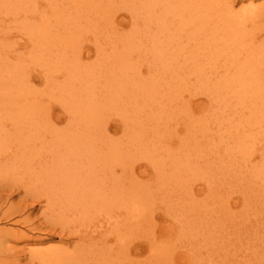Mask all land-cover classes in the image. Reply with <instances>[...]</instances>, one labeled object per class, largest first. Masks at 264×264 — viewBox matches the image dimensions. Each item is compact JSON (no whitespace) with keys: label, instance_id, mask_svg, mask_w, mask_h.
I'll return each instance as SVG.
<instances>
[{"label":"bare ground","instance_id":"6f19581e","mask_svg":"<svg viewBox=\"0 0 264 264\" xmlns=\"http://www.w3.org/2000/svg\"><path fill=\"white\" fill-rule=\"evenodd\" d=\"M171 1L182 2V7L172 8V19L177 15L176 17L181 20L184 14H190L192 31L198 35L202 34L207 41L205 48L208 57L197 58L198 55L205 56V48L202 51H195L190 68H194L197 74L196 80L205 82L199 88L209 99L211 107H217L219 101H222L217 98V93L220 91L225 95L224 100L228 104L230 102L234 104V101L242 104L241 102L247 100L250 93L253 101L255 98L252 94L264 92V85L258 83L262 82L261 79L264 77L263 1L259 0V3L254 4V0H247L249 3L246 6L236 7L239 9H235L234 0ZM242 1L235 0V3ZM139 2V4L131 2L128 8L133 11L142 10L145 14H149V17H152L155 10L160 9L161 6L160 0H139ZM110 6L109 4L101 8L106 10L104 16H108ZM76 8L80 11V16H90L91 13L97 12V6L90 0L80 2L79 0H0V187L2 184L7 185L8 188L10 187L8 190L14 193L12 189L19 187L5 184L1 180L12 178L11 180L18 181L19 178L15 175L27 176L21 179H34L43 184L36 201L43 202L45 206L42 212L45 216L44 221L40 223L29 218L32 215H30L31 210H28L33 207V202L27 203L23 199L24 201L18 204L8 203L4 211L0 208V221L2 218L14 215L18 217L14 222L23 226V229H17L19 225L15 228L0 227V264H21L27 258L39 264H127L126 259L131 253L142 252L141 246L135 248L128 243L126 234L129 224L123 220L119 222L116 212L131 210L135 216L142 214L143 217L145 211L143 197H147L149 193L143 189L138 191V196H135L132 186L121 188L119 177L112 176L116 174V164L121 163L118 154L120 147L109 136L106 137L109 124L101 117L100 103L109 105L115 101H122V104L126 105L142 103L147 107L144 118L148 124L151 123V126L148 128L147 124L145 127L146 124L143 122L137 129L132 126L135 129L130 133L129 143L136 149H142L144 152L147 149L150 152L149 162L158 174L164 170L159 159L161 155H166L164 151L175 147L180 152L192 151L195 144L196 151L201 152L205 143H211L208 140L201 143V139L196 140L187 131L178 132V139L172 134L177 131L172 109L177 98L172 88L175 87V81L182 67L169 61L171 56L161 55L159 52L158 58L161 61V64H158L159 68H156L154 75L149 74V71L148 74L152 77L140 83L142 79H138V76L135 81L133 80L132 69H135L136 65L133 66L131 61L129 63L133 46L120 39L121 46L117 43H106L112 48L102 52V46L100 47L102 43L96 36L94 44L97 47L98 63L94 64L97 70L91 71L89 75L100 77L102 72L100 64L106 61L107 66L111 68L110 64H112L114 68V77H107L106 80L110 82L116 80V86L106 88L108 95H97L93 89H87L85 86L87 74L68 71L67 53L69 42H73V38L67 35V27L71 20L68 11L71 15L70 11L76 12ZM159 12L155 14L161 19L164 18L166 13ZM131 16L134 20L138 17L137 14ZM144 44L138 43L139 46ZM158 44L160 46V43H152V41L149 43L155 49L152 50L153 52L157 51ZM77 47L79 46L73 48ZM119 47L120 49L124 47L122 48L124 50L116 51ZM77 52L78 56L86 54L81 49ZM170 54L172 55L173 52L170 51ZM255 54H260V58L258 56V59H254ZM203 61L208 64L210 70L205 68L206 65L203 67ZM35 66L39 67V72L35 73L36 77H39V81L43 84L40 94H37L32 84L34 76L31 67ZM169 69H172L175 78H169L168 81L161 80L162 77H168L166 75ZM85 72L89 71L85 70ZM143 78L145 80V77ZM105 87L107 85L102 84L101 88ZM263 95L261 98H264ZM52 99L59 107V112L56 114L53 112ZM256 100L253 101V106H256ZM184 106L186 107L187 104ZM184 106L183 111H186L187 108ZM243 106L242 112L247 110ZM235 111V114L232 113L227 119V125L232 124V120L237 117L240 110ZM69 113L73 119L65 126H59ZM246 114H243V122L249 119ZM251 114L253 115L250 112ZM263 115L260 112L259 116L264 118ZM127 118L128 116H124L122 120L124 127L127 125ZM240 125L239 127L242 128L243 125ZM230 130L227 132H232ZM160 131L165 132L164 138L158 135ZM196 136L199 137L200 132ZM253 136L251 135V138ZM245 141L248 143L247 139ZM168 165L170 171L179 175L186 161L183 167L180 159ZM206 172L203 171L201 174ZM256 176L258 177L259 174ZM260 178L264 181V178L261 176ZM175 182L178 180L176 179ZM18 185L23 187L21 189L24 194L29 195L28 185L22 183ZM5 196L0 200V206L1 202L5 204L8 201L9 194ZM180 215L179 213V220L185 219L186 214L182 213L184 217ZM62 225L66 228L63 229ZM42 226L43 229L53 232L58 227L59 232L66 233V236L59 239H65L72 248L69 250L57 246L29 248L28 246L31 245L41 246L44 242L42 240L44 238L33 236L34 231H39L38 228L42 229Z\"/></svg>","mask_w":264,"mask_h":264},{"label":"rangeland","instance_id":"374dc122","mask_svg":"<svg viewBox=\"0 0 264 264\" xmlns=\"http://www.w3.org/2000/svg\"><path fill=\"white\" fill-rule=\"evenodd\" d=\"M90 1L97 6V12L91 13L90 16H80V11L77 8L76 12L70 11L72 12L71 15L68 11L71 20L67 27V35L73 38V42H69L67 53L68 71L75 74H87L88 79L85 81V86L87 89H93L97 95H108L106 88L116 86V80L111 82L106 80L107 77H114L113 65L110 64L112 66L110 68L105 64L106 61L100 64L102 71L100 77L89 75L91 71L97 70L98 55L97 47L94 44L96 36L102 43L100 45L103 49L102 52L109 51L112 48L111 43L119 45L120 39H124L125 43L133 46L129 63L131 61L133 66L134 64L136 65V68L132 69L134 71L133 80L142 79L140 83L147 81L148 78L150 79L151 75H154L156 68H159L158 64H161L158 58L159 52L161 55L171 56L172 58L169 61L182 67L181 73H179V77L175 81V87L172 88L177 98L176 103L174 100L175 104L172 107L177 131L172 132V134L175 139H178V132L187 131L196 140L201 139V143L207 140L211 142L210 144L205 143L207 146L204 144L201 152L196 151L195 144L192 147V151L180 152L177 147L169 150L164 149L166 150L164 151L166 155L159 157L164 170L161 174H158L155 167L149 162L148 155L150 152L147 149L145 152L142 149H136L129 143L130 133L135 129L132 126L137 129L141 122L146 124L145 127L147 126L148 123L145 119L147 107L142 103L139 105L128 103L126 105L122 104V101H115L109 105L104 102L99 104L102 108L100 111L101 117L104 118V122L109 124V132L106 137L109 136L120 147L118 154L121 157V163L116 164V174L112 176L119 177L121 188L132 186L135 196H138V191L143 189H146L149 193L147 197H143L145 203L143 217H141L142 214L135 216V213L131 210L129 212H116L119 222L123 220L126 224L127 222L129 224L126 239L130 246L135 248L142 247V252L131 253L129 258L126 259V263L264 264V181L260 178V176L264 178V173H262L264 171V118L259 116L260 112L261 115L264 112V98H261L264 92H261V95L253 92L252 96L255 98L253 101L258 99L256 100L257 103L255 102L256 106H253L254 102L252 101L251 93L248 95L250 99L247 98V100L240 101L242 104L238 103V101H234V104L231 102L228 104L224 100L225 95L220 91L217 93V98L222 101H219L220 103L215 108L210 106L209 99L205 97V94L199 88L205 82L196 80L197 74L194 68H190L195 51H202L207 41H205L202 34L198 35L192 31V27H190L192 17L190 14H184L181 20L176 17L177 15L174 17L175 19L171 17L172 8L175 6L177 9L182 7V2L160 0V9L155 11L166 13L164 18L161 19L160 16L155 14L156 12L152 17H149V14H145L142 10L133 11L128 8L129 4H132L131 2L139 4V0ZM260 1L264 2V0ZM260 1L254 0L253 3L257 4ZM248 3L247 0L245 2L243 0L241 3H235L234 0L235 9H239L236 8L238 5L243 7ZM109 4L111 6L108 8V16H104L106 10L101 8L105 5L107 7ZM240 4L243 5L240 6ZM132 14H137L138 17L134 20L131 16ZM146 38L147 40H145ZM151 41L152 43H160V46L158 44L156 48L157 51H152L155 49L149 45ZM106 43L110 44L107 45ZM138 43L145 44L139 46ZM76 46L79 47L74 49L73 47ZM124 47H121V49L119 47L116 51L124 50L122 49ZM78 49L83 50V53L87 55L78 56ZM16 51L19 52V50ZM170 51L173 52L172 55ZM204 52V57L198 55L197 58L208 57L206 55L207 48H205ZM257 57L260 58V54H255L253 58L256 59ZM148 65L150 66L149 68L147 67ZM202 65L203 67L206 65L205 68L209 69L205 61L202 62ZM36 68L38 69L39 67H31L34 76L32 84L37 94H40L42 93L43 84L39 81V77H36L35 73L39 72V69L35 70ZM85 70L89 72L86 73ZM166 76L168 77H162L161 80L168 81L169 78H175L172 69L167 71ZM143 77H145V80ZM261 80L264 82V77ZM262 82L258 83L264 85ZM102 84H106L107 87L101 88ZM81 98L85 99L84 96H81ZM52 101L53 112L56 114L59 112V107L55 104L54 99ZM67 102L68 100L66 101V106ZM244 102L247 103H245V106H243ZM185 104H187L186 107L184 106ZM183 106L187 108L186 111H183ZM242 106L247 108L248 111L243 108L246 112L244 110L242 112ZM217 108L221 110L219 111ZM252 108L255 109L252 111ZM126 109H129V111ZM237 109L241 112L237 113V117L232 120V124L227 125V119L232 116V113L235 114ZM259 109H262L263 112ZM222 110L226 113H223ZM257 111L259 114H256ZM250 112L253 115H250ZM242 113H247L246 116H249L248 121L244 120L245 122H243ZM255 115L261 119L259 120ZM124 116H128L125 127L122 121ZM72 119L70 113L66 114L59 126H65ZM165 119L166 117H164ZM261 120L263 121L261 122ZM248 122L250 123L247 124ZM238 124L243 125L242 128ZM150 126L151 123L148 124V128ZM236 126L239 130L236 129ZM229 127H233V129L230 128L232 129L230 130ZM170 130L172 131V127ZM228 130L232 132H227ZM199 132L200 136L197 137L196 134H199ZM236 132L237 135H235ZM246 134L247 136H245ZM158 135H160V138L166 136L164 131H160ZM158 135L156 136L158 137ZM251 135L254 136L251 138ZM239 139H241L240 143ZM244 139H247L251 146ZM159 144L161 145L160 142ZM240 147L242 148L240 149ZM155 148L158 147L155 146ZM160 150L163 151L162 149ZM178 159L181 161V167L184 166L186 161V165L179 171V175L174 171H170L168 165ZM203 171H207L206 174H201ZM254 171L256 172L254 173ZM256 173L259 174L258 177ZM15 176L19 178L18 181H13L11 180L12 178L1 180L5 184L9 183L11 186L20 188V190L19 188L12 189L14 193H11L8 190L10 187L8 188L4 184L1 185L0 200L9 194V199L6 201L7 204L1 202V211H4L5 206L10 202L18 204L26 200L27 203H34L32 208L27 209L28 211L31 210L30 215L32 216L29 218H32L33 221L35 220L34 222L36 223L44 221L43 217L45 216L42 212L45 210V206L43 202L37 203L36 201L39 191H41L40 187L43 184L36 182L34 179H21L27 176ZM176 179L178 182H175ZM20 183L29 186V195L24 194L21 189L23 187L18 185ZM208 184H210L209 187L207 186ZM179 213L181 215L182 213L183 215L186 214L187 218L185 215V219L179 220ZM17 218L14 215L9 218H2L0 227L15 228L19 225L14 222ZM62 226L63 229L66 228L64 225ZM17 229H23V226L19 225ZM38 230L34 231L33 236L44 238L42 239L44 242L41 246L31 245L28 246L29 248L36 249L51 246H57L65 250L72 248L65 239H59V237L66 236V233L59 232L58 227H56L55 232L43 229V226L42 229L38 228ZM23 262L21 264H39L35 260L31 262L30 258L25 259L26 263Z\"/></svg>","mask_w":264,"mask_h":264}]
</instances>
